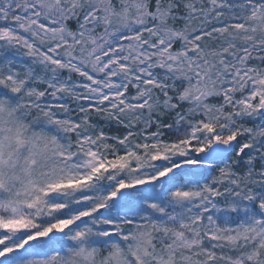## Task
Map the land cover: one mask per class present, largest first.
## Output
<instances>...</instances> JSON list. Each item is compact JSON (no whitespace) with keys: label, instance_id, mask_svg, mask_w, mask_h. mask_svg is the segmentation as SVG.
<instances>
[{"label":"snow or ice","instance_id":"snow-or-ice-1","mask_svg":"<svg viewBox=\"0 0 264 264\" xmlns=\"http://www.w3.org/2000/svg\"><path fill=\"white\" fill-rule=\"evenodd\" d=\"M0 264H264V0H0Z\"/></svg>","mask_w":264,"mask_h":264}]
</instances>
